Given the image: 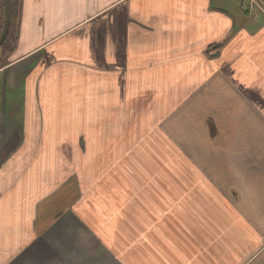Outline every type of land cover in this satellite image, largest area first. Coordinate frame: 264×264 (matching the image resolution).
Returning a JSON list of instances; mask_svg holds the SVG:
<instances>
[{"label":"crops","instance_id":"1","mask_svg":"<svg viewBox=\"0 0 264 264\" xmlns=\"http://www.w3.org/2000/svg\"><path fill=\"white\" fill-rule=\"evenodd\" d=\"M20 8L16 46L0 65V264H264V0H21ZM206 39L224 51V230L198 218L180 185L140 204L137 219L88 224L66 214L44 229L38 202L57 183L49 164L69 156L61 116L84 111L98 60L107 58L111 77L166 66ZM142 51L159 55L131 65ZM50 112L60 128L48 129Z\"/></svg>","mask_w":264,"mask_h":264},{"label":"rangeland","instance_id":"2","mask_svg":"<svg viewBox=\"0 0 264 264\" xmlns=\"http://www.w3.org/2000/svg\"><path fill=\"white\" fill-rule=\"evenodd\" d=\"M207 40L197 51L177 53L188 57L162 61L166 66L159 69H129L110 77L107 58L98 60L102 65L84 85V111L69 109L61 116L69 126L62 138L69 156L66 162L58 155L62 161L49 164L57 183L41 196L45 202H38L44 229L66 214L88 224L107 221L110 214L137 219L140 204L152 207L163 192L180 185L186 194L190 187L192 193L182 197L186 203L194 200L198 218L224 230V51L208 60ZM162 53L173 52L166 45ZM133 54V66L159 55ZM46 117L48 129L60 128L55 115Z\"/></svg>","mask_w":264,"mask_h":264},{"label":"trees","instance_id":"3","mask_svg":"<svg viewBox=\"0 0 264 264\" xmlns=\"http://www.w3.org/2000/svg\"><path fill=\"white\" fill-rule=\"evenodd\" d=\"M10 2V18H9V28L5 40L0 46V65L4 62L7 56L14 50L18 38L19 22H20V7L21 0H9ZM3 23V3L0 0V31ZM220 44H210L208 45L207 51L205 52V57L208 60L214 59L218 52L220 51ZM156 69L159 67H137L134 68L136 71L146 70V69Z\"/></svg>","mask_w":264,"mask_h":264},{"label":"water","instance_id":"4","mask_svg":"<svg viewBox=\"0 0 264 264\" xmlns=\"http://www.w3.org/2000/svg\"><path fill=\"white\" fill-rule=\"evenodd\" d=\"M2 3H3V23L0 31V46L6 38L9 28V18H10L9 0H2Z\"/></svg>","mask_w":264,"mask_h":264}]
</instances>
